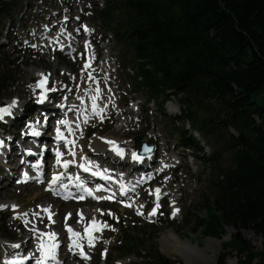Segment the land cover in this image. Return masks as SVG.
Instances as JSON below:
<instances>
[{"label":"rangeland","instance_id":"1","mask_svg":"<svg viewBox=\"0 0 264 264\" xmlns=\"http://www.w3.org/2000/svg\"><path fill=\"white\" fill-rule=\"evenodd\" d=\"M17 2L19 3L14 10V15L0 24V87H7L0 94V109L10 106L12 101L18 102L21 100V104L26 105L25 115L31 113V118L37 103L36 96L35 101H32L33 92L36 88V82L39 80L33 73L38 71L44 73L56 71L57 75L61 76L66 73V70H72L73 75L82 81L85 86L83 93L90 94L94 88L93 83H97V81H89L85 75H82L85 61L68 62L72 59L60 54L68 60L66 61L61 56L55 55L56 50L54 48L43 51V56L37 57V54L31 49L33 40L29 36L36 32V28L43 27L48 21L51 23L60 20L66 21L71 16L74 18L72 19L73 22H78L76 26H69L70 29L79 32L78 29L83 31L86 28L95 32L89 43L94 52L97 53L100 68L102 69L101 65L104 64L105 68L108 67L107 71L111 76L109 78L111 85L106 92L109 98L102 99L103 102H101V106L104 102H107L105 106L107 113L89 117L94 118L95 121L90 124L88 135L82 132L85 144L99 136L110 141H120L134 145L135 138L143 136L145 141H149L158 149L156 157L152 158L150 162L152 170L145 173L146 176L154 177L153 171L159 170L162 164H172V167L157 176L152 182H149L148 186L146 184L141 190L135 191L136 198L139 201L138 206H143L142 214H138L139 211H136V207L135 209H128L109 203L87 202L80 205L74 202L63 203L53 199L50 194L45 196V193H47L45 187H38L37 185L17 186L15 182L19 180L20 176V171L17 172V169L12 170L14 179L10 183V172L3 171L0 168V205L7 201L16 205L14 209L10 207L0 210V241L3 243L0 244V262L3 264L5 252L11 249L15 250L18 246L26 249V252H33L37 241H34L32 231L37 225L46 230L49 235L58 233V228H54L49 224L50 219L46 213L43 215L44 220L33 222V219H30L36 217L34 214L37 212V207L39 208L44 202L48 201L53 205L62 206L59 215V219L61 218L60 234H65L66 227L75 228L79 225L78 212L85 208L91 214L100 212V224L106 223L109 225V227L104 228L103 234L99 235L100 240L94 241L93 246L88 245L85 251L88 258L82 261V264H144L137 256L146 259L152 250L151 244L155 245L156 251L162 258L169 260L172 264H242L245 259H240L237 252L231 248L227 249L233 235L237 233L235 229L226 227V233L220 240L203 237L201 223L197 222L205 216L204 207L207 206L208 199L210 200L211 197L212 200L213 198L209 190L213 167H211L209 160L205 161L202 158V154L197 153V156L188 157L187 154L192 152L183 149L180 145V134L174 128H171V123L167 119L159 116L158 105L155 103L150 104V108L154 106V111L146 112L144 107L147 100L146 91L144 90V92L139 87L136 88L137 81L134 74L137 70L132 52L128 49L127 44L123 45L119 41L116 32L112 27L107 26L99 15V12L105 9L107 1L17 0L11 3V10ZM56 15L61 16V18H55ZM11 26H14L12 32H10ZM29 28L34 30H27ZM22 29L27 30L26 34H22ZM106 53H109L107 59H105ZM110 70L111 72H109ZM54 80L57 84L62 81L60 78H54ZM74 82L73 78L68 77L61 88L70 92L75 86ZM256 100L264 105L262 97H256ZM177 105L179 103L175 99L165 104L168 117L174 118L177 116V114L171 112L172 106L177 108ZM136 106H138V110L134 113L131 110H136ZM29 119L26 120V124ZM3 124L5 125L0 127V133L7 130L14 132L11 135L8 132L2 135V139L5 141L14 136L16 139L14 144L17 145L19 140L23 142L24 136L28 135V130H24L27 125L18 126L17 116L14 119H5ZM13 124L15 128L8 126ZM177 127H182L180 121L177 123ZM185 129L189 130L190 127H185ZM198 138L200 141H204L209 148L207 157H212L219 146L211 139H204L202 136ZM6 144L8 143L6 142ZM105 147L94 149L97 153L101 152L105 155L107 151ZM22 158L21 156L17 157L18 160H22ZM172 161L175 162L172 163ZM16 166L14 164L9 165L10 168ZM229 166H231V158L228 153H225L223 154L222 167L227 168ZM153 186L163 188L166 195V199L160 204L162 209L159 216L152 215ZM38 194L40 197L34 198V195ZM175 202L178 203L176 208L179 211L173 219L172 212ZM69 216L72 220H69ZM27 219H30V223L27 222ZM90 224L91 221L88 220L84 222L83 226L90 228ZM31 226H33V229ZM126 234H128V238H138V246L130 250H133L134 253L143 250L141 255L124 258L121 255L129 252L127 249L118 253V248L124 244ZM169 235L173 238H170ZM241 236L254 248H261V238L255 233L244 231ZM175 238L180 239L181 243H188L192 247H197L200 252L199 255L190 256L188 253H182L179 245L173 244ZM140 239L142 240L139 241ZM78 256H72L73 263L70 264H81L80 260L77 261ZM253 264H256V262Z\"/></svg>","mask_w":264,"mask_h":264},{"label":"trees","instance_id":"2","mask_svg":"<svg viewBox=\"0 0 264 264\" xmlns=\"http://www.w3.org/2000/svg\"><path fill=\"white\" fill-rule=\"evenodd\" d=\"M0 0V24L12 17L11 3ZM99 12L138 66L136 88L147 100L175 97L184 125L180 143L201 154L203 148L185 124L219 146L201 223L205 238L220 240L226 227L236 230L227 249L242 264H264V0H106ZM4 87V86H3ZM0 87V94L7 87ZM175 124V122H173ZM228 153L231 166L222 167ZM261 238L254 248L241 236ZM118 253H134L138 238H128ZM140 239L139 241H141ZM144 264H172L151 244Z\"/></svg>","mask_w":264,"mask_h":264},{"label":"bare ground","instance_id":"3","mask_svg":"<svg viewBox=\"0 0 264 264\" xmlns=\"http://www.w3.org/2000/svg\"><path fill=\"white\" fill-rule=\"evenodd\" d=\"M54 17L57 19L61 18V16L58 17L57 15ZM72 19H74V18H72L70 16L69 19L65 22V24L67 26H76V23L78 21L75 23L72 21ZM61 22H62V20H60L58 23H56L55 25L52 26L51 31H50L51 34L54 31L53 29H56L62 25ZM47 23H48V25H51L50 21H48ZM43 30H47V29L43 28ZM94 35H95V32L93 30H88L87 36L89 37L90 40L93 39ZM35 37H36V35H35ZM59 40H60V43L58 45H61L62 47L65 48V50H67V48H68L67 42L63 41V37L59 38ZM48 41H52L49 36H47L46 39L41 40L39 42L41 43V42H48ZM32 49L38 50V45L32 47ZM90 51H91L90 47L84 48V52L86 54ZM108 57H109V53H106L105 59H107ZM104 66H105L104 64L101 65L102 69L100 67L94 68V64L91 63L90 61H87L84 64V71H82V75L83 76L85 75L89 81H92L93 79L98 80L97 83L96 82L93 83L94 88L91 90L90 94H84L83 88L85 86H84L83 82L80 81L79 79H77V77L75 75H73L72 70H68V71L66 70V73H64V75H61L62 83H64L68 77H71L75 81L74 82L75 86L73 87V89L69 93H67V97H66V99H64L63 104L65 105V108H66V107H68L67 106L68 103H70L71 105H73V108L70 110V112L69 111L65 112L64 107H60L57 105L58 99L62 96V94L67 92V89H61L57 93H53L52 100L43 105V107L45 108V110L48 113V117H49L48 125L44 126L43 124H40V123L39 124L38 123H34V124L28 123V126H27L28 132L27 133H32L34 131L40 130L43 133L42 138L45 141H47V137H48L47 131L49 129H56V131H57V129H59V132H60V127H61V129H64V127L67 124H70L75 130L77 144L74 146V145H71L70 143H67L71 146L72 151H70V152L63 151L61 153L62 155H61L60 161H70L71 163H69V164L71 166H73L74 164L77 163V161L73 160V156L77 157L78 163L86 159L87 163L90 162L91 164H95L94 170L100 174H103L104 170H107V168L110 165H116V163L120 167H126V168L130 169V172L132 174L133 173L137 174L139 171L149 172L150 170H152V165L150 166V160H149L150 158L144 159L141 164L131 161V157L133 156V153H135V154L137 153V151L134 150V149H138V145L136 144V142L134 145L133 144L131 145V144H127L124 142L117 141V146L119 148L128 151L127 158L122 159V160H114L112 158L113 155L109 151L107 154H105V156H103V154L97 153V151L94 149V148L100 149V148H103V146H106L105 149L109 150V147L112 145L108 143V141H110L108 139L100 138L99 136H96L95 138L91 139L88 144H85L86 142L84 141V138H83L82 133H81L82 130L80 128L82 121H84L86 118H89V117H96L98 114L107 113L105 111V108H106L105 106H106L107 102H104L103 106H101V102H103L102 99H108L109 98V96L106 94V92L109 90V86L111 85V81H109V79H108L109 73L106 72L108 67L105 68ZM94 73H95V77H93ZM33 74L37 78L42 76V78L40 80H37V82H36V88L33 92V98H32V101L34 102L35 96H38V92H39L38 91V84L42 80H45V78H48L50 84H52V85L55 83V81H54L53 75L50 73L43 74L42 71H40V72L38 71V72L33 73ZM54 75L55 76L57 75L56 71L54 72ZM96 87H98L100 89V91H98L99 89H97ZM13 102H15V101L11 102L9 108L13 109L15 112V115L18 117V126L27 125L26 120H28L30 118L31 113H29L28 115H25L24 111H25L26 105L19 104V102H15L13 105ZM36 102L38 103V97L36 98ZM136 107H137L136 110H131V111L136 113V111L138 110V106H136ZM94 108H95V111H94ZM1 109H5V108H1ZM171 112L172 113L177 112L175 106H172ZM78 119H81V123L77 122ZM32 120L33 119L31 118V121ZM60 121H66V124H61V123H59ZM0 124H3V119H0ZM8 126H10V125H8ZM11 128H14V124L11 126ZM6 133H7V131L4 132V134H6ZM12 133H14V132L12 131ZM29 137H25V142L29 141V139H30ZM56 137L58 138V135ZM62 137L63 138H69L66 131L62 135ZM12 138H13L12 139L13 143L16 142V139L14 138V136ZM60 140H61V138H60ZM22 145H24V144H22V143H17V145L11 144V145H9L8 150H10V153L16 154V153H18V151L21 150ZM36 145H38V146L33 148L34 153L36 154V156H40L39 152L37 150V149H40V145L38 144V142H36ZM65 146L66 145L63 144V148ZM81 147H83V148H81ZM0 148L2 150V154L4 155L5 154L4 148L1 146H0ZM27 149H29V147H27ZM6 151H7V149H6ZM73 153H74V155H73ZM1 161L2 160L0 157V162ZM37 161H38V159H35L34 163H36ZM174 162L175 161H172V163H174ZM24 165H26V164H24ZM46 165H47V163H46ZM169 165H172V164H162L161 168L159 170L153 171L154 177H151V178H149L145 175H141L140 177H138V176L132 177L131 182L133 183V192L141 189V187L143 185L147 184L148 182H150L151 180H153L157 176L161 175L163 172H165V170L168 169ZM17 168H18V164L15 168H12V167L10 168L9 164H7L5 166L6 171L10 172V174H9L10 175V183L12 182V177L14 176L13 175L14 172H12V170L15 171ZM46 168L51 173L50 178H52L53 175L58 172V170L55 169L52 165H49ZM20 177H21V175H20ZM20 177L18 179H20ZM50 183H51V179H49L47 185H49ZM47 195H49V193H45V196H47ZM128 195L126 197H128ZM36 197L39 198L40 195L39 194L34 195V198H36ZM172 201H174V200H172ZM130 203H135V206H132V207H136V205L138 206L137 198L134 196L132 198V200H130ZM1 205L6 206V207H0V210L10 208V207H12L14 209L15 207H13V206H16L14 203H11L9 201L4 202ZM176 206H178V205L176 204L174 206L173 212H172L175 215H177ZM139 207H140L139 212L141 213L143 206H139ZM46 208L49 209L50 212L44 211V209H46ZM61 208H62V206L53 205V203H49L48 201L44 202L43 205H41L39 208L37 207V212L34 214V215H36V217L35 218L31 217L30 219H33V222H35V221L38 222L39 220H44L43 215L45 213L47 216L49 214H53V221L51 222L49 220V222H50L49 224H51L54 228L57 227L59 231L55 235V239H49L50 235L47 234L46 230H43L42 228H40L39 225H37L38 227L36 226L34 229H33V226H31L33 229L32 232H33V237L35 239L34 241H37L36 245L33 248V251L39 250V243H41L42 240L50 241L52 244H55L57 246L55 248V260L52 259L51 260L52 263L70 264V263H73L72 262L73 260H71L72 255L70 254V249H71L70 243L75 240L79 245V252H78L79 259L77 261L80 260L79 262L82 264V261H84V260L80 259V257L83 256V255H81V252H83V254L87 255L85 253V251L87 250V247L89 245L88 233H86L85 230L86 229L91 230L93 228V226H94L92 223L93 221L99 222V224L101 223L100 222L101 221V219H100L101 213L95 212L94 214H91V212L86 208L80 210V212L84 215L83 220H82V218H79V225H82V226L78 225L75 228L70 226L71 228H73L75 230L76 233H79V236H76L73 239H69L67 237V229L69 227L65 228V234H64L65 236L63 234H60L61 230L59 227H60V223H61L60 222L61 218L59 219V215L61 213ZM150 218H153V217H150ZM30 219H27L28 223H30ZM58 220H59V222H58ZM69 220H72L70 216H69ZM88 220L91 221V224H90L91 227L90 228H87V226H83L84 222L88 221ZM91 234L94 237H96V239H95L96 242L98 240H100L99 235H94L93 232H91ZM169 237L173 238V236H171V235H169ZM93 243H94V241H93ZM82 244H84V246H82ZM173 244L179 245V249L181 250V252L182 253L185 252L186 254L188 253L190 256L194 255V254L199 255V253H200L198 251L197 247H192L191 244H188V243H183V242L181 243L180 239H176V238L173 239ZM64 247H65V249H64ZM24 250H26V249H24ZM19 251H21V250H19V249L13 250V252H19ZM38 254L39 253H37V256H38ZM21 255L23 256V254H19V255H16L15 257H12L10 259L5 258L6 260L3 261V264H15V262L18 260V257ZM23 257H25V256H23Z\"/></svg>","mask_w":264,"mask_h":264},{"label":"snow or ice","instance_id":"4","mask_svg":"<svg viewBox=\"0 0 264 264\" xmlns=\"http://www.w3.org/2000/svg\"><path fill=\"white\" fill-rule=\"evenodd\" d=\"M45 83H46V79L45 80H42L38 84V87L43 88L45 86ZM14 103L15 102H13V105H14ZM8 111H9V109H0V116H2L3 113L8 112ZM94 111H95V108H94ZM59 123L66 124V121H60ZM33 134L35 135L37 133H33ZM57 135H58V138H61V139L63 138L62 135L59 132V129H57ZM108 143L111 144V145H113V148L117 152L118 155L123 156V154H124L123 153V149H120L118 146H116L114 141H108ZM61 155L62 154L60 152H57L56 153L57 163H60V159L59 158H60ZM73 155H74V153H73ZM133 158L134 159H139V157H137L135 153H133ZM69 163H71V162L70 161H66V162H64V165L63 166L64 167H67ZM81 167H83V165H81ZM84 170L85 171H88L89 169L85 167ZM58 179H59V177H54L53 180H52V184H55ZM89 195H91V193H89ZM103 198L104 199H108V197H103ZM159 199H160V190L159 189H156V200L159 201ZM128 206H131V205H128ZM0 207H6V206L0 205ZM13 207H15V206H13ZM156 207L157 208L159 207V203L156 204ZM44 211L50 212V210L47 209V208L44 209ZM176 211H179V210L177 209ZM138 214H142V213H138ZM25 215H27V214H25ZM152 215H155V209L153 210ZM49 219H51V215H49ZM92 223H93L94 227L91 230H89V229H86L85 230L86 233H88L89 246H93V241L96 239V237H94L91 234V232L102 231L103 228L109 227V225H107L106 223L99 224V222H96V221H93ZM67 230L71 234V236H73V237L79 236V233L74 232L73 229L68 228ZM49 239H55V233H52L49 236ZM56 247L57 246L55 244H52V245H50L46 249L45 246L43 244H41L40 250L43 253L45 260H47V259H53V260H55V248ZM73 247H79L78 243L75 240L73 241ZM81 255H83L85 259L88 258L85 254H83V252H81ZM40 264H44V262L41 261Z\"/></svg>","mask_w":264,"mask_h":264},{"label":"water","instance_id":"5","mask_svg":"<svg viewBox=\"0 0 264 264\" xmlns=\"http://www.w3.org/2000/svg\"><path fill=\"white\" fill-rule=\"evenodd\" d=\"M135 142L139 145L138 154L143 157L152 156L156 153V147L150 146L148 142L143 141V136H137L135 138ZM44 246L47 249L51 243L48 241H44Z\"/></svg>","mask_w":264,"mask_h":264}]
</instances>
